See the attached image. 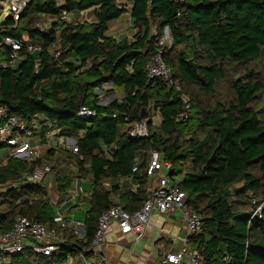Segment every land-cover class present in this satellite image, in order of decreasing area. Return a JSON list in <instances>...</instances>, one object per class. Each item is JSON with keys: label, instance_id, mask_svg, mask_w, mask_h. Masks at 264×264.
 <instances>
[{"label": "trees", "instance_id": "16d2710c", "mask_svg": "<svg viewBox=\"0 0 264 264\" xmlns=\"http://www.w3.org/2000/svg\"><path fill=\"white\" fill-rule=\"evenodd\" d=\"M129 2L136 29L130 41L107 32L109 22L126 11L117 0H27L16 17L10 12L0 23V59L12 63L0 66V107L23 119L39 115L73 138L79 150L48 149L36 160L10 157L0 165V187H5L0 232L9 230L18 215L51 225L48 187L22 179L35 167L51 159L67 167L72 157L78 178L90 177L92 186L82 237L62 229L66 242L51 255L29 246L18 253L0 250V264H60L67 253L89 245L111 195L125 210H139L150 186L145 169L153 150L172 164L170 180L201 216V230L187 245L201 254L202 264H264V86L244 68V77L233 81L231 103L205 102L198 93L212 95L225 67L264 59V0ZM89 9L94 19L79 21ZM63 12L68 19L61 18ZM44 15L53 19L39 29ZM165 27L171 44L162 59L180 92L165 80L150 79L145 69ZM28 44L39 48L28 52ZM109 83L122 98L101 105L96 90ZM80 106L96 115L79 116ZM142 109L158 112L160 124L153 129L149 118L148 136L132 137L128 123L139 121ZM54 166L50 173L63 199L71 178ZM125 177L136 185L134 191L121 186Z\"/></svg>", "mask_w": 264, "mask_h": 264}, {"label": "built area", "instance_id": "2783aa9c", "mask_svg": "<svg viewBox=\"0 0 264 264\" xmlns=\"http://www.w3.org/2000/svg\"><path fill=\"white\" fill-rule=\"evenodd\" d=\"M9 10L16 17L26 4L27 0H6ZM150 1V0H147ZM61 18L68 19L66 12ZM39 29H45V25L38 24ZM171 41L168 28L157 38V52L146 63L145 69L150 79L158 78L168 82L175 92L181 91V86L171 79V71L162 59L164 47ZM7 44L14 49L19 48V44L5 39ZM28 52H33L39 46L28 44ZM14 55H11L13 57ZM12 65L11 61L0 59V66ZM99 104H105L98 101ZM78 115L81 117L95 116L96 111L87 106H80ZM127 121V119H125ZM46 131H43V126ZM128 135L132 137H147L148 128L146 119L129 122L126 129ZM44 144L48 149L68 150L71 154H78L76 141L60 134L59 128H54L51 124L42 120L39 115H34L29 119H23L11 113L7 108L0 107V165H4L8 158H17L25 161L36 160L41 156L40 145ZM47 149V150H48ZM4 150V151H3ZM3 151V152H2ZM81 157V155H80ZM74 170L76 166L72 165ZM138 164L134 162L131 171H137ZM172 164L163 160L157 150L150 153L149 161L145 169L147 177H155V182L148 188V194L142 207L136 211H127L116 195H111V204L102 211L98 218L94 234L88 246L80 249L76 254L67 253L60 264H107L108 258L105 252L106 232L112 223H116L122 233H132L135 238H139L145 229L149 227V216L153 211L166 213L178 210L184 219L186 235L181 239L178 249L168 252L161 259V264H202L201 254L187 245L189 236L201 230V216L187 206V196L178 184L172 182L168 177ZM51 167L44 164L35 168L30 173H23L22 179L27 183L38 184L41 178L50 173ZM5 187H0V193ZM77 193H82L80 185L76 187ZM20 200L17 201L19 203ZM83 225L78 220L64 218L60 213L52 216L51 225L44 224L37 219L18 215L14 218L9 230L0 232V250L8 253L21 252L26 246L34 252L49 256L60 249V245L66 242L61 233L62 229H68L75 235L82 237L78 226Z\"/></svg>", "mask_w": 264, "mask_h": 264}, {"label": "crops", "instance_id": "0c3cea01", "mask_svg": "<svg viewBox=\"0 0 264 264\" xmlns=\"http://www.w3.org/2000/svg\"><path fill=\"white\" fill-rule=\"evenodd\" d=\"M117 3L124 4L125 6L126 3L130 2L129 0H117ZM125 8V13H123L117 19L109 22L108 30L111 31L108 32V34L117 39L126 38L130 41L133 39V36L136 32V29L132 28L131 26V16L129 13L131 3L129 7L125 6ZM43 19L46 20V22H50L53 17L50 15H44ZM93 19V9L82 12L81 16L78 18L79 21H92ZM46 22L42 24H44L47 28L49 26V23L47 24ZM112 24H114V26ZM128 31L130 32V34H128ZM116 90L121 91L120 89L112 90V85L110 83L104 85L105 92ZM96 92L100 94L103 91L100 92V90H96ZM121 98L122 96L119 99ZM100 99L101 98L99 96L98 101H100ZM112 100L108 101L107 103L111 102ZM144 119L147 120V118ZM47 149L48 148L44 144L40 145V150L42 151V153L47 151ZM73 163V160L70 159L69 164L72 171L75 173V176H70L71 185L68 190V194L63 199H60L58 193L56 192V198L53 199V203L56 208L52 207L50 199L49 206L52 209L53 215H55L56 213H60L64 218L83 222L86 216V211L89 207V195L92 193L91 180L90 177L78 178L77 170H74L72 166L74 165ZM49 176L52 177L51 173L44 175L39 183L44 184L47 180V177ZM119 182L124 188H129L133 191L136 188V185H134L130 177L121 178ZM154 182L155 177L149 178L150 185ZM85 183H90V188H84L83 184ZM107 183L108 182H105V184ZM78 185H80V187L82 188V193L76 192V187ZM80 212H82L80 219H76L75 215ZM83 227L84 225L78 226L80 233H83ZM185 235L186 227L184 219L182 218V215L178 210L166 213L153 211L149 216V227L145 229V231L139 238H135L132 233H122L116 223H112L106 232V242L104 247L108 258L107 264H161V259H163L166 253L178 249L181 243V239L184 238Z\"/></svg>", "mask_w": 264, "mask_h": 264}, {"label": "rangeland", "instance_id": "374dc122", "mask_svg": "<svg viewBox=\"0 0 264 264\" xmlns=\"http://www.w3.org/2000/svg\"><path fill=\"white\" fill-rule=\"evenodd\" d=\"M119 4H121V3H119ZM122 5L124 6V4H122ZM129 5H130V3L125 4V6H128V7H129ZM9 14H10V10H9L8 2L6 0L5 1L0 0V23ZM44 22H46V20H44L41 17V23H44ZM46 23L48 24L49 21H47ZM112 25L114 26V24H112ZM110 31L111 30H108L107 32H110ZM128 34H130L129 31H128ZM170 44H171V41L168 43V45H170ZM244 68H246L245 71L252 70L254 77H257L258 79H260L263 86H264V59H263L262 61H259V62L252 61L248 64L241 65L239 67H234V68L229 67V66L225 67V69H224L225 75H224L222 80L218 81V83L215 87L214 93L212 95L200 93V91H198L201 99L204 100L205 102H211V103H215L218 100H221L222 102H225V103H231L234 100L233 81L237 77H244V72H245ZM98 92H96V93H98ZM185 95L186 94H184L182 97L184 98ZM99 96L101 98L100 99L101 103H107L108 101H110L112 99H119L122 96V92L119 90L118 91L117 90L116 91H109V92L103 91L102 93L99 94ZM263 96H264V94H263ZM261 99H262V96L257 97V101H260ZM146 118L147 119L150 118L152 121L153 129H157V127L160 124L159 114L156 111H151V113L148 114V116ZM70 159H72V157L67 158L68 161H66V162L69 163ZM48 162H49L50 166L55 165L54 167H56V169H54V171H56L57 169H62V170L64 169L63 171L66 172L67 175L73 176V177L75 176V173L72 171L70 165L69 166L67 165V167H65L64 163L62 164L61 159H59L58 162H56V159H51ZM44 185L48 187L49 198H50V202H51L52 207L56 208V206L53 203V199L56 198V184H55V181L53 180V177H50V176L47 177V180L44 183ZM83 187L84 188H90V183L83 184ZM81 213L82 212L75 215L76 219H80Z\"/></svg>", "mask_w": 264, "mask_h": 264}, {"label": "water", "instance_id": "95a60500", "mask_svg": "<svg viewBox=\"0 0 264 264\" xmlns=\"http://www.w3.org/2000/svg\"><path fill=\"white\" fill-rule=\"evenodd\" d=\"M148 116V112L147 111H145L144 109H142V111H141V113H140V117L141 118H146Z\"/></svg>", "mask_w": 264, "mask_h": 264}]
</instances>
